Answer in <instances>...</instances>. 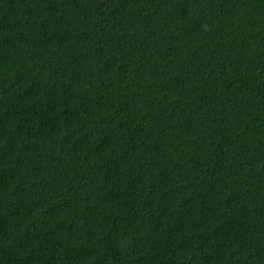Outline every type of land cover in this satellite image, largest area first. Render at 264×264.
Segmentation results:
<instances>
[{
	"label": "trees",
	"instance_id": "16d2710c",
	"mask_svg": "<svg viewBox=\"0 0 264 264\" xmlns=\"http://www.w3.org/2000/svg\"><path fill=\"white\" fill-rule=\"evenodd\" d=\"M0 264H264V0H0Z\"/></svg>",
	"mask_w": 264,
	"mask_h": 264
}]
</instances>
